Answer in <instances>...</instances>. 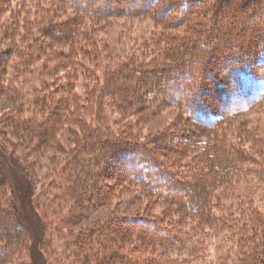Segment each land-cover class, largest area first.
Segmentation results:
<instances>
[{
	"label": "trees",
	"instance_id": "16d2710c",
	"mask_svg": "<svg viewBox=\"0 0 264 264\" xmlns=\"http://www.w3.org/2000/svg\"><path fill=\"white\" fill-rule=\"evenodd\" d=\"M13 1L0 0V17L4 12L10 11ZM256 1L260 3L252 8L259 9L261 14L250 11L245 14L241 23L234 24L236 20L232 22L231 30L237 31L246 22L252 24L255 18L262 19L263 27L255 35L252 44L241 46L224 41L227 43L222 51L226 50L225 58L230 65L226 72H219L217 69L215 71L217 77L214 78L219 80L215 86L218 90L216 94L208 97L209 102L196 98L185 105L181 103L192 124L216 130L211 132L215 134L208 140L199 139L197 135L192 138L178 133L140 142L123 128L115 130L117 124L111 125L110 129L105 118L98 112L92 124L88 111L91 102L98 106L95 91L86 94L84 105H79L77 96L73 94L76 83L71 81L72 76L76 78V73H79L80 76L90 78L93 75L92 66L96 64L84 60L90 47L100 55L108 49L105 43L95 39V23H106L107 19L117 18L119 14L129 18L146 16V11L160 0H62L65 5L73 8L72 13L67 15L64 11L61 17L63 20L56 15L44 17L45 22L35 33H19L21 41L27 40L25 48L18 46L15 40L20 29L19 21L8 22L5 34L0 36V81L9 80L7 77L11 71V81L17 82L20 88H8L4 92L0 88L3 96L10 92L16 95L24 93V82L20 78L27 72L25 69L32 67L36 61H43L48 69L54 71L71 70V66L73 70L71 77L58 79L60 82L51 86L43 85L30 92L32 111L27 114L15 113V124L5 126L6 131L3 135L0 134L2 139L9 134L16 142L25 146L34 143L36 150L42 151L57 145L56 134L61 127H78L73 134V146L67 152L64 170L67 183L65 197L71 205V217L85 219L87 211L106 205V198L116 191L115 186L123 183L137 187L145 197L153 198L173 209V212L166 210L168 214L163 213L161 217L113 215L100 228L80 235L76 243L78 250L82 252L80 256L84 254L86 264H196V247L190 243L192 241L187 233L214 228L222 232L226 226L228 229H242L234 235L236 253L233 264H264V212L255 216L249 214L254 223L233 224L225 223L222 214L212 209L213 204H218L225 197L234 198L235 201L242 193L245 196L246 191L255 184L264 185V161L229 144L225 139L229 131L232 133L240 129L247 117L264 114V0H239L231 4L229 10L235 15L242 14ZM118 3H122L125 8L119 7L121 10L115 11ZM159 7L160 14L168 8H176L171 2ZM199 7L201 6L196 4L184 5L185 12L181 14L180 11L175 27L187 22L190 16L198 14ZM220 11L221 14L228 12ZM90 16L95 22L92 26H86L83 20ZM90 36L93 42L90 41ZM165 40L168 39L161 37V42ZM59 47L69 49L62 53ZM154 48L151 43L148 50L154 52ZM164 49L167 50L161 56L165 59V65L167 59L173 62L175 59L186 58L189 54L186 45L171 53L170 45L166 43ZM100 50L102 53H99ZM203 50L199 60L193 59L191 62L188 58L187 61L175 63L173 66L160 64L154 67L146 60L133 57L124 59L112 69L104 70L106 74L101 96L104 98L109 95L120 102L131 103L136 108L144 103L148 104L151 96L156 99H170L169 95L174 96L179 90V77L192 68L191 77L189 74L184 77L192 81L203 65L205 54L214 53L207 50V47ZM79 55L82 60L78 58ZM156 59L160 60L159 57ZM223 60L221 57L216 62H224ZM211 67L213 66L209 65ZM4 76L5 79H1ZM205 78L200 75L199 89L192 87L185 93L192 92L200 97V91L208 87H204ZM132 98H137V101L133 102ZM168 102H173V105L180 104V101ZM224 121L228 122V129H220V123ZM165 142H173L174 147H167ZM189 142H193L190 146L192 150L185 147ZM155 148L173 153L180 159V163H191L193 172L186 177L191 178L192 182L181 186L174 183L172 186V171L159 159ZM5 173L0 167V264H8L20 254V248L26 246L30 237L28 228L19 219L15 201L6 196V188H10V182ZM154 182L162 186L152 187ZM240 183L245 186L228 187L238 186ZM179 188L188 190L189 194L173 196L171 193ZM217 188H222V192L216 194ZM234 189L241 191L234 192ZM112 242H116L118 246ZM134 243L139 247L134 246ZM155 249H158V255L154 254ZM229 259L226 264L232 263L230 257Z\"/></svg>",
	"mask_w": 264,
	"mask_h": 264
},
{
	"label": "rangeland",
	"instance_id": "374dc122",
	"mask_svg": "<svg viewBox=\"0 0 264 264\" xmlns=\"http://www.w3.org/2000/svg\"><path fill=\"white\" fill-rule=\"evenodd\" d=\"M238 1L160 0L150 10L146 11V16L129 18L119 14L117 18L107 19L106 23L97 21L95 23L97 27L93 29L96 34L93 35L98 42L105 43L108 49L107 52L103 53L100 50L99 53H102L100 55L90 47L88 53H86L87 55L83 56L85 62L96 64L92 66L93 75L86 78L76 73L78 77L75 78L71 74L73 66H71V70L65 69V71L60 72L48 69L43 61L34 62L32 67L25 69L27 72L20 78L24 82V93L16 95V93L10 92L5 96L0 93V134L3 135L6 131V125L15 124L13 120L15 113L27 114L32 111L33 105L30 92L41 88L43 85L51 86L55 82H60L61 79H66L67 76H72L71 81L76 83L73 87V94L77 96L79 105L85 104L87 93L96 92L98 106L93 105V102H91L88 111V118L91 119L92 124L98 112L100 116L105 118V122L110 129L111 125L117 124L115 130L119 131L123 128V130L130 132L135 140L140 142L148 139L154 140V137L160 138V136L178 133L192 138H196L197 135L199 139H210L211 135L215 134V132L211 133L214 129L197 127L192 124L181 103L185 105L189 101H195L196 98L203 102H209L208 97L218 91L215 86L219 80L214 78V76L217 77L216 69L219 72H226L229 69L230 62L226 61L225 58L226 50L222 51L225 43L232 42V44L237 43L241 46L252 44L255 35L261 31L263 27L262 19L259 20L258 18L252 20V24L243 23V26L235 32L231 30L230 24L235 20L234 24L236 22L241 23L245 19L243 18L245 14L247 15L250 11L260 12L261 14L259 9L252 8L257 6L260 3L259 1L250 4L242 14L236 13L237 15H235L231 13L229 6ZM169 2L175 5V10L168 8L167 11L163 10L160 14L161 8L159 5H167ZM190 4L200 5L199 13L196 10L198 14L190 16L187 22L175 27L179 20L180 11L183 14L185 12L184 5L189 6ZM223 6L225 7L220 8ZM119 7L125 8L122 3L115 5L116 9L113 8L115 11H119L121 10ZM72 10L73 8L71 9L68 5H65L62 0H14L10 4V11L4 12L0 17V36L5 34V27L9 21L15 23L18 20L20 29H18L15 40L18 46L25 48L27 40L22 39L21 41L20 34L35 33L41 24L45 22L44 17L56 15L60 17V20H63L61 18L63 12L66 11L68 15L72 13ZM220 10H228V12L224 11L221 14ZM89 20L91 22H88ZM94 22L92 16L83 20V24L86 26H92ZM163 36L168 40L161 42ZM89 39L93 42L91 36ZM151 43L155 46L154 52L148 50ZM166 43H169L171 53L185 45L188 47L189 54L186 58L175 59L173 62L166 60V63L171 66L175 63L187 61L188 58L191 59V62L195 59L199 60L198 57L203 55V49H206V47L207 50H212L214 53L206 55L209 53L207 52L205 54L203 65L197 77L192 81L184 78L186 74L191 77L193 74L192 68L187 71L188 73L184 72L179 77V90L174 96L169 95L170 99H161L160 97L156 99L151 96L148 104L144 103L141 107L136 108L131 103L120 102L109 95L104 96V98L101 96L106 74L105 69H112L116 64L119 65L124 59L130 57L146 60L148 63H152L151 65L154 67L160 64L165 65V59L161 54L164 55L168 49H164ZM59 49L60 52L66 53L69 47H59ZM79 56L78 58L82 60V56ZM158 57L160 62L156 59ZM221 57H223L224 62H216ZM13 61L15 63V60ZM50 63H53V61H50ZM209 65L213 67L209 68ZM9 72L7 77L9 80L0 81V88L3 92L8 91V88L17 90L20 88L16 84L17 82L11 81L12 72ZM200 75L206 77L203 81L204 87L208 85L207 89L200 91V97L192 94V92L191 94L185 93L192 87L195 90L199 89L198 78ZM1 79H5V76ZM132 100L135 102L137 98H132ZM170 100L180 101V104L173 105V102H168ZM244 123L237 131L232 133L229 131L225 139L229 144H233L246 153L257 156L264 161V114L261 116L251 115L247 117ZM220 124V129L229 128L226 121ZM75 129L78 130L75 125L61 127L56 134L57 145H52L42 151H37L36 146L33 145L34 143L25 146L16 142L9 134L4 139L0 136V167L4 169L10 182V188H6V196L9 200L15 201L19 219L30 232L26 246L21 247L20 254H17L8 264H86L83 259L84 254L80 256L82 252L78 250L76 240L80 235H85L90 230L100 228L113 215L161 217L163 213H166V210L173 212L170 206L159 203L153 198H147L137 187L123 183L121 186H115L116 191L106 198V205L87 211L85 219L79 220L71 217V205L65 197L67 183L64 178V170L66 168L67 152L73 146ZM10 142L12 146H10ZM165 145L174 147L173 142H165ZM192 145L193 142H189L185 147L192 150L190 147ZM155 152H157L159 159L172 171V186L174 183L181 186L192 182L191 178L186 177L191 176L190 174L193 172L191 163L188 161L180 163V159L169 151L162 152L155 148ZM156 185L162 186L157 182H154L151 186L155 187ZM241 186L245 185L240 183L238 186L231 185L228 187L238 188ZM263 186L261 183L255 184L252 189L249 188V191H246L245 196L242 193L235 201L234 198L225 197L218 204H213L212 209L220 215L222 214V217L226 220L225 223H254L249 214L255 216L264 212ZM183 189L174 190L171 194L173 196L189 194L188 190L184 191ZM238 191L241 190L234 189V192ZM220 192H222V188H217L215 191L216 194ZM213 200H215V197H213ZM92 203L94 204V201ZM251 228L253 229V227ZM239 230L242 229L235 227L228 229V226H226L222 232L215 228L207 231L195 230L193 233L188 232L187 235L192 241L190 243H193L196 247L195 263L226 264V261H230V257L232 263L229 262V264H233L236 253L234 235ZM112 243L115 244L116 242ZM133 245L139 247L135 243ZM153 252L156 255L159 253L158 249ZM224 261L225 263H223Z\"/></svg>",
	"mask_w": 264,
	"mask_h": 264
}]
</instances>
